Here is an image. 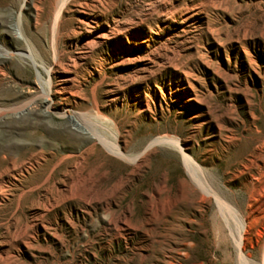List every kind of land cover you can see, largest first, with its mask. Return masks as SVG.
<instances>
[{"label":"rangeland","instance_id":"374dc122","mask_svg":"<svg viewBox=\"0 0 264 264\" xmlns=\"http://www.w3.org/2000/svg\"><path fill=\"white\" fill-rule=\"evenodd\" d=\"M64 1L0 0V264H239L193 182L157 213L191 181L180 151L135 165L76 114L130 156L178 140L264 264V0Z\"/></svg>","mask_w":264,"mask_h":264},{"label":"bare ground","instance_id":"6f19581e","mask_svg":"<svg viewBox=\"0 0 264 264\" xmlns=\"http://www.w3.org/2000/svg\"><path fill=\"white\" fill-rule=\"evenodd\" d=\"M65 1H67V0H65ZM62 9H63V5H62ZM48 86H51V83H48ZM48 95H49V93H48ZM71 118L74 122V125H76V127L78 129H80L81 131L86 132L88 134H91V136H93V137H96L114 155H116L122 159L129 160L135 165H140L141 161L143 160L144 154L145 153L147 154V152H149V150H151L154 147L159 146V145H169L170 147H173V148L177 149L178 151H180V153L182 154L184 167L186 168V172H187L189 178L191 179V181H189L187 179H181L179 182L180 196L175 197V196H171V194H169V196H170L169 199L164 201V204L161 207L162 208L161 211H159L157 213H161L163 215L171 213L172 210L175 208L177 202L179 200L183 199L187 195V193L189 191L188 190L189 185L191 184V182H193L196 186H198L201 190H203L208 197L214 198L216 205L219 209V212L221 214V217H222L225 225L229 229V232L231 233L232 238L234 240V244H235V247L237 250L238 263L239 264H253V261L249 257L246 256V254L243 250V240H244V234H245V230H246V222L243 220V218L240 216V214L237 212V210L233 206H231L230 204H227V202L222 198V196H223L222 191L217 186L216 187L212 186L213 183L211 184L212 187L207 185V181H209V179H208V177L206 178V172H204L202 167L197 163V161L190 154H188L185 151V147L178 140L172 139L169 137L155 138V139L151 140L148 143V145H146L145 149L142 152H140L139 154L137 153L136 155L134 154L133 156L132 155L130 156V155L126 154L124 149L119 144V142H118L119 136L115 135V136L111 137L110 134H108L106 132V130H104L102 128H93V126H91L89 123L91 121L88 122L80 114H79V116L77 114L71 115ZM93 121H95V120H93ZM109 130H110V128H109ZM261 152H262V150L260 149V151H258L257 154L249 160V162L246 164L247 168L252 167L256 163L257 159L261 156ZM13 169L14 170H12L11 173L8 175V177H9L8 180H10V181H13L15 178H17V176H16L17 174L15 171L17 169L16 168H13ZM163 190H166L169 193L172 191V187L169 186L167 179H165L162 182L161 187L156 188L157 193H161ZM151 221H152V219H148L146 223L148 224Z\"/></svg>","mask_w":264,"mask_h":264}]
</instances>
